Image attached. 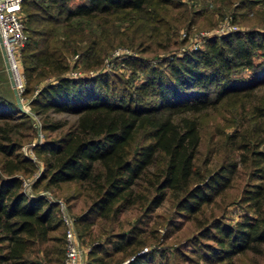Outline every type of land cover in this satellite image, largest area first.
Masks as SVG:
<instances>
[{"label": "trees", "instance_id": "obj_1", "mask_svg": "<svg viewBox=\"0 0 264 264\" xmlns=\"http://www.w3.org/2000/svg\"><path fill=\"white\" fill-rule=\"evenodd\" d=\"M36 5L46 14L36 18L28 10L24 15L28 40L21 51L26 80L21 95L35 93L32 111L45 116V131L57 135L48 134L33 147L44 164L33 189L43 183L46 187L77 183L89 201L87 212L78 217L81 235L95 242L91 226L97 219L121 222L120 216L135 207L143 209L146 217L170 196L177 198L185 215L203 214L224 199L243 163L252 168L256 182L241 199L254 214L246 213L235 224L215 218L189 245L191 253L210 264H235V258L247 251L261 253L264 108L255 104L250 112L255 124L243 117L241 128L228 134L227 142L238 159L205 173L196 161L202 142L198 114L232 98L250 101V94L264 85V32L213 37L202 48L156 63L133 56L126 63L134 76L142 73L136 82L134 77L97 70L118 46L152 53L172 51V46L178 49L183 42L177 31L172 40L170 27L177 29L187 20L186 4L180 0L23 1V8ZM74 69L82 75H72ZM90 70L97 73L83 74ZM50 112L72 114L75 121L50 120ZM34 127L31 114L21 111L16 99L0 93L4 158L0 264H65L66 227L59 204L25 190L23 175L40 171L37 161L22 150ZM142 221L92 242L85 264H168L165 251L144 249L151 236Z\"/></svg>", "mask_w": 264, "mask_h": 264}, {"label": "rangeland", "instance_id": "obj_2", "mask_svg": "<svg viewBox=\"0 0 264 264\" xmlns=\"http://www.w3.org/2000/svg\"><path fill=\"white\" fill-rule=\"evenodd\" d=\"M189 7L188 18L176 29L173 25L170 27L172 40L175 38L174 31H177L178 39L183 42L180 47L172 46L169 50H158L157 53L150 51L143 52L134 50L128 47L118 46L110 55L104 59V64L97 71H108L116 74H121L124 78L132 79L139 82L142 79V74L139 71L137 75H133L131 65H128L127 59L133 56L153 60L154 63L165 57L181 55L184 52L196 50L205 46L208 39L218 36L228 35L235 31L258 30L264 32V0H180ZM45 2L44 4H47ZM45 7V6H44ZM51 9V8H50ZM35 14L36 18L44 16L46 13L38 5L24 6L23 15L27 11ZM55 10V9H51ZM148 44V43H147ZM149 46V45H144ZM77 56L71 58V64L74 65ZM22 62V60H21ZM248 69H244L243 73ZM79 72V69H74L72 72ZM94 71H88L91 74ZM95 73H97L95 71ZM241 73V74H243ZM72 74V73H71ZM94 76V74H91ZM54 80V77L44 80V84ZM247 94L251 90L246 91ZM0 93L9 97H15L10 77L6 69L2 50L0 47ZM35 93L30 97L23 98V102L34 119V133L32 137H28L23 145V152L30 158H33L40 166V171L34 175H23L25 181V190L27 192H39L41 195L53 199L59 204L60 215L63 219L64 209L72 217L76 219V229L80 238L81 244L84 247L86 256L91 249L93 238L89 235H81L82 227L78 225V217L85 214L89 208V201L86 200L84 193L77 183H65L61 186L46 187L43 183L38 189H33V184L42 174L43 162L37 158L33 147L42 143L49 135L55 136L56 132H49L43 129L42 121L45 116H37L34 114L30 106V100ZM22 96V95H21ZM250 101L245 97L232 98L218 106L212 107L198 114L201 126L202 142L198 153L197 167L201 173L206 170H216L224 162L231 158H236L235 151H232V144L228 143V134L234 133L240 129V121L243 117L249 119L248 124H255V120L250 119L252 110L255 109V104L264 108V85L250 94ZM244 104V105H243ZM50 120H66L68 123L75 121V116L68 113H49ZM264 119H261L263 121ZM243 130V129H242ZM26 134L31 131H23ZM253 130L250 129V133ZM49 134V135H48ZM142 139H140L141 141ZM261 150H264L262 145ZM3 155L0 153V173L3 163ZM238 159V156L237 158ZM241 160V157H240ZM251 182H256L252 168L242 163L241 169L234 180V185L226 192L224 199L217 205H210L205 209L203 214L185 215L177 205V198L168 197L160 207L156 208L149 216L143 217V209L133 208L125 211L120 216V221H103L97 219L96 223L91 226V232L95 235L97 243L100 239L104 240L109 233L121 232L128 230L138 219L143 220L141 224L146 233L149 232L150 240L144 249L155 248L163 250L170 256L168 264H210L201 261L198 256L191 253L190 243L198 237L202 228L209 226L215 219L219 218L228 224H235L243 218L246 213L254 214L246 204L242 202V194L247 188H250ZM94 219V217L92 216ZM210 221V222H209ZM209 222V223H207ZM203 226V227H202ZM81 227V228H80ZM94 237V236H93ZM98 239V240H97ZM187 254V258L181 254ZM222 264V263H221ZM235 264H264V246L261 253L255 251H247L235 258Z\"/></svg>", "mask_w": 264, "mask_h": 264}, {"label": "built area", "instance_id": "obj_3", "mask_svg": "<svg viewBox=\"0 0 264 264\" xmlns=\"http://www.w3.org/2000/svg\"><path fill=\"white\" fill-rule=\"evenodd\" d=\"M23 1L0 0V33L5 44L16 87L21 94L26 84L21 62V51L28 40V32L23 15ZM91 74L95 73L92 72ZM72 75H82V73L77 71L72 72ZM62 208L64 210L63 222L66 227L65 264H84L85 249L77 233L76 219L65 211L63 204Z\"/></svg>", "mask_w": 264, "mask_h": 264}, {"label": "water", "instance_id": "obj_4", "mask_svg": "<svg viewBox=\"0 0 264 264\" xmlns=\"http://www.w3.org/2000/svg\"><path fill=\"white\" fill-rule=\"evenodd\" d=\"M0 47H1V50H2V54H3L4 61H5L6 69L8 71L9 77H10L11 85L13 87V90H14V93H15V97H16V100H17V103H18V107H19V109L21 111L28 112V109L26 108V106H25V104L23 102L21 93L19 92V90L16 87V82H15V79H14L13 71H12L8 56H7L5 44H4L3 38L1 36V33H0Z\"/></svg>", "mask_w": 264, "mask_h": 264}]
</instances>
